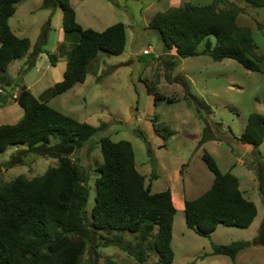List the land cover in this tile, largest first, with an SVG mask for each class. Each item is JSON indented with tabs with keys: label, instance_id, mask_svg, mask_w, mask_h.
Segmentation results:
<instances>
[{
	"label": "trees",
	"instance_id": "16d2710c",
	"mask_svg": "<svg viewBox=\"0 0 264 264\" xmlns=\"http://www.w3.org/2000/svg\"><path fill=\"white\" fill-rule=\"evenodd\" d=\"M21 0H0V73L9 64L23 58L30 50L27 38H17L8 21L15 14ZM251 8H264V0H241ZM197 6L185 3L157 12L148 28L157 33L165 51H175L176 61L168 62L173 68L177 60L207 56L214 62L233 60L245 70L261 72L260 59L255 58L250 28L239 26L237 16L242 10L228 6L218 10L216 5ZM58 6L62 12V30L66 36L74 35V43L66 55L63 78L50 91L56 96L86 79L90 64L103 53L121 55L126 46V27L114 24L102 32L82 28L77 22L69 0H43L42 8ZM49 23H45L38 43L28 56L25 67L34 66L45 42ZM201 45V49L198 47ZM47 54V53H46ZM55 66L57 58L47 54ZM164 100L153 94V101ZM23 110L22 118L15 124L0 126V154L8 148L22 146L18 156L9 164L21 163L19 155L38 150V156L49 155L57 160L43 175L27 179L18 176L9 183L0 184V264H82L89 256L90 264L99 258V249L114 246L127 252L137 264H145V245L159 256L158 264H172V224L176 214L169 190L152 194L145 177L135 168L134 152L130 142H114L101 137L99 144L103 164L95 172L94 206L90 218L85 206L89 196L88 169L79 164L76 154L91 145L93 136L106 129L107 123L97 127L79 123L37 100L26 88H21L16 98ZM171 103L172 101L167 100ZM198 106L197 100L194 101ZM2 101H0V106ZM156 117L152 128L165 140L170 135L166 127H159ZM140 138L146 142L142 132ZM55 144L48 147L51 141ZM219 139L204 128L200 144ZM229 140V139H228ZM241 146L258 147L264 143V116L251 114L246 119L243 134L233 139ZM202 160L213 175L211 187L195 199L184 201V220L187 229L196 235L210 238L218 226L247 229L253 223L257 209L239 190L237 178L231 173H221L212 156L203 151ZM260 164V163H259ZM262 164V161H261ZM260 164V165H261ZM149 181L155 178L154 160ZM257 190L263 202V216L255 245L264 247V172L255 171ZM155 228L157 232L154 233ZM116 233L105 235L102 232ZM136 234L133 246L125 244L119 234ZM251 245L235 241L228 245L211 244V254L230 258ZM94 260V261H93ZM87 263V262H86Z\"/></svg>",
	"mask_w": 264,
	"mask_h": 264
},
{
	"label": "rangeland",
	"instance_id": "374dc122",
	"mask_svg": "<svg viewBox=\"0 0 264 264\" xmlns=\"http://www.w3.org/2000/svg\"><path fill=\"white\" fill-rule=\"evenodd\" d=\"M222 1L225 3L216 5L218 10L228 6L242 10L237 24L250 28L257 47L255 58L260 59L259 65L261 69L264 68V8H251L241 0ZM42 2L43 0H21L17 17L23 23V28L28 32L26 35L34 46L38 43V38L45 27L44 22L47 20L49 33L41 49L50 54L58 34L61 33L62 12L58 6L42 8ZM70 2L76 13V21L82 28L102 32L114 24L122 23L126 27L127 38L125 50L121 55L109 56L101 53L89 66L88 77L90 80L97 79L100 98L92 101L91 91L94 84L92 85L90 81L84 95L72 97L70 94L56 98L52 102L65 113L76 114L83 120L86 119L84 115L94 119L80 122L93 126H98L101 122L107 123L106 129L91 139L92 146L87 145L76 156L74 155L80 165L86 169L90 167L87 181L89 196L85 207L88 216L94 204L92 184L97 177L95 171H92V164L96 163L90 160L91 149L97 146L101 137H109L114 142L128 141L133 147L136 161L142 162L141 160L151 152L148 142L152 143L151 120L155 116L157 125L166 127L170 132L166 137V140H169L165 143V149L160 148L162 161L167 164L168 170L171 171L181 164L190 166L196 175L203 169L212 178L202 160L203 151L210 155L212 152L221 173L224 174L231 168L239 175L242 188L247 190L246 197L250 198L258 209V217L252 228L219 226L215 236L209 239L199 237L194 231L187 229L184 212L178 210L174 217V237L171 242V248L176 256L175 264H211L213 260L209 253L212 252L213 242L228 245L235 241L250 242L251 245L246 250H241L233 262L225 257L219 258L221 259L217 261L219 264H264V247L253 244L259 238L258 230L263 215V202L256 188L255 171L264 172V143L258 147H251L241 146L232 140L243 134L249 115L264 116V75L261 72L247 71L233 60L214 62L207 56L179 59L177 65L171 68L168 62L176 61L171 58L175 51H165L157 33L148 28L151 18L157 12L180 7L185 3L207 6L213 4L214 0H70ZM41 25L43 27L39 29ZM36 27L38 35L35 38ZM66 37L69 38L67 41L71 46L75 36ZM69 46L67 44L64 50H60V47L58 49L66 52L71 49ZM198 49H201V45ZM43 54L42 60L36 61L35 66L25 70V74L28 75L27 82L39 77L41 80L43 78L46 84L52 82L51 73L55 70L51 68L47 54ZM63 61L65 62L64 58ZM64 62L60 64L62 67ZM2 84L0 83V90L3 88ZM46 84L42 80L38 86L44 87ZM21 88L24 87H19V91ZM152 92L159 94L164 100L154 102ZM67 98L72 104L64 103ZM167 100L172 102L168 103ZM195 100L203 106L195 104ZM59 102L61 105H58ZM100 114L102 117L95 121V115ZM204 128L219 139L217 142L230 149L233 156L230 153L226 156L219 146L212 143L206 146L207 149H202L204 143L200 144V141ZM138 132H142L145 138L148 136L149 140L143 141ZM160 134L165 135L162 132ZM186 135L190 137H185ZM197 135L199 140L194 141L192 137ZM52 142L48 147L52 146ZM154 147L152 143L153 154L157 149ZM20 149L26 150V147H10L0 154V184L9 183L18 176L31 179L43 175L47 168L56 164V158L49 155L38 156V150H29L19 155L22 160L19 164H9L12 157L18 156L17 151ZM152 169L151 166V173ZM164 183L169 185L162 177L154 188L164 187ZM252 185H255L253 190ZM200 192L204 191L186 184L185 195L189 200L195 199ZM126 240L130 241L131 238L126 236ZM100 256L91 264H137L127 252L116 247L101 250ZM88 261L90 258L85 254L82 264H90ZM146 264H156L155 256L149 255Z\"/></svg>",
	"mask_w": 264,
	"mask_h": 264
},
{
	"label": "crops",
	"instance_id": "0c3cea01",
	"mask_svg": "<svg viewBox=\"0 0 264 264\" xmlns=\"http://www.w3.org/2000/svg\"><path fill=\"white\" fill-rule=\"evenodd\" d=\"M20 2L16 5L15 14L9 19L8 24H9V28H10L11 32L17 38H27L30 41V50L27 53V55H25L23 58L11 62L9 64L8 68H7V71L5 73H0V83L1 84L3 83L2 84L3 88H1L3 93L0 94V101H2V105L0 106V126L1 125H6V124H15L16 122H18L22 118L23 110L18 106V104L16 102V97L18 96L19 87H21V86L26 88L37 100H39L40 102L46 103L50 108L58 111L59 113L65 115V116H68V117L74 119L75 121H77L79 123H85V122H80V121H90L88 119H93V118L91 116H89V115H84V118H86V119L83 120L82 117L77 116L76 114L72 115V114H68V113L63 112L62 110L59 109V107L53 105V103H52L56 98L69 96L70 94H71L72 97H77V96L84 95L87 92V86H88L87 84L90 81L92 82V85L94 84L93 88H92V91H91V99H92V101L101 97V92H100V90L98 88V85L96 84L98 82L97 79L94 78V79L90 80L89 77H88L89 74H87L86 79H85V81L83 83L74 85L72 88H70L69 90L65 91L64 93L56 95V96H52L50 94V91L53 88V86L56 83H58V82H60L62 80L64 71H65V68H66V54H67L68 51L61 52L60 50L61 49H63V50L66 49V45L67 44L69 46V43L67 41V40H69V38H67L66 35H64V33H63L62 23H61V28H60V30H61L60 32L61 33L58 34L57 39L55 41V45H54V47H53V49H52V51L50 53V54H53V55H55L57 57V62L55 64V66L54 67L51 66V68H53L55 70V71H53L51 73L52 82H48L46 84L45 80L42 78V80L44 81L46 86L41 87V86H38V84H40L41 81H42L41 77H39V79H33V80H30V81L27 82L28 75L25 74V72L22 75L19 76V72L25 67V65H26V63L28 61V56L30 55V53L32 52V50L35 47L34 46L35 44H33L31 42V39L28 37V35H26L28 32L26 31L25 28H23V23L17 17L18 7L21 4ZM69 2H70V0H69ZM70 4H71V2H70ZM73 9H74V7H73ZM240 16H241L240 14L237 16V19H236L237 23H238V20H239ZM61 17H62V14H61ZM75 17H76V13H75ZM76 20H77V18H76ZM46 22H47V20H46ZM46 22H44V23H46ZM42 25L39 27V29L41 27H43ZM57 26H58V23H57ZM48 33H49V30L46 32V37L48 36ZM37 35H38V27H36L34 37L36 38ZM59 47H60V50L58 49ZM69 47H71V46H69ZM142 54L148 55L149 53H142ZM43 55H44L43 53L39 54L37 56V58H36V61L42 60L41 56H43ZM63 58L65 59V62L63 61ZM225 60H229V59H225ZM62 62H64V67H62L60 65V64H62ZM35 64H36V62H35ZM35 64H34V66H35ZM153 94H152V96H153ZM67 99L64 100V103L72 104L70 102L71 100L70 99L67 100ZM82 100L84 101V98H82ZM159 101H161V100H159ZM58 105H61V102H59ZM98 117L99 118L102 117V114L95 115V121L98 120ZM86 124H88V123H86ZM245 125H246V123H245ZM91 126H93V125H91ZM94 127H97V126L94 125ZM244 129H245V126H244ZM185 137L189 138L190 136L186 135ZM192 138L194 139V141L195 140H197V141L199 140L198 135L197 136H193ZM150 139H151L153 145L155 146L154 148H157L156 152H154V154H153V150L154 149L152 148V143L148 142L149 149L151 151L150 154H147L146 158L144 160H141L142 162H137L136 161V157H135V152L133 150L135 168L142 176L145 177V179H146L145 183H146V185L149 184V189H150V192L152 194L163 192V191H166V190L170 191L172 204H173L174 208L176 209V213H177L178 210H184V201L185 200H189V198L185 195L186 184H188V185L191 184V186L194 189H196V190H200L201 189V191L206 192L209 189V187H211V185H212L213 175H212V178H211L209 175H207V173L203 169H202L201 172H199V174L196 175L190 169V166H188V167H186L184 165L181 166V164L176 166L175 168H173L171 171L168 170L167 164H165L162 161L161 154H160V152H161L160 148L163 147L165 149V147H166L165 143L169 139H167V140L165 139L164 140L163 138H161L160 135L156 134L154 132V130H153L152 133L150 132ZM146 140L147 141L149 140L148 136L146 137ZM170 140H171V138H170ZM209 143L210 144L212 143L213 145L219 146V148L223 151V153H226V156L228 155V153H230V155L233 156V154L230 151V149H227V147H224L222 145V143H219L217 141H208V142L204 143L202 145V149L206 148V146ZM54 144H55V141L52 142V145H54ZM96 145L97 146L94 149H91V158H90V160L92 161V163H93V161H94V163H96V165L92 164V171H95L98 167H100L103 164V156H102V152H101V146H100L99 143L96 144ZM132 149H133V147H132ZM211 156L215 160V162L217 163L216 158H215V156H214V154L212 152H211ZM152 160H154V163H155V167H154V169H155V178L153 180L149 181V177H150V174H151V162H152ZM181 161H183V160H181ZM56 164H57V160H56ZM56 164H55V166H56ZM183 167H185V168L183 169ZM227 172L231 173L232 175H234L237 178L240 192L243 194V196L247 200L253 202L250 198L246 197L247 190L245 188H242L241 180L239 178V175L235 174L234 170L231 169V168ZM227 172H224V173H227ZM95 173L97 174V177H98V173L97 172H95ZM162 177L165 178V182H168L169 185L164 183V187L154 188V185L156 186L158 184V182L161 181ZM96 178H94L92 187H94V183H95V179ZM254 186L255 185H252V190L254 189ZM256 188H257V184H256ZM202 189H205V190H202ZM178 190H180V191L178 192ZM204 192H200L201 194H197V196H195V198L199 197ZM94 197H95V187H94ZM260 198H261V196H260ZM93 206H94V204H93ZM91 211H92V209L90 210V215H91ZM90 215L88 216V213H87V216L89 218H90ZM257 217H258V209H257V215H256L253 223L251 224V226H249V228H252V226L254 225L255 220H256ZM218 227L216 228V230L214 232H212L210 237H212V236L214 237L215 236V234L217 233ZM249 228H247V229H249ZM156 232H157V229L155 228L154 233H156ZM102 233L105 234V235L116 234V233H108L106 231H104ZM119 234H121L124 237L125 244L130 245V246H133L135 244V242H136V234H132V233H129V232H123V233H119ZM173 235H174V220H173V224H172V240H171V242L173 241V237H174ZM126 236L130 237L131 240L127 241L126 240ZM261 240L264 241L263 238ZM213 243L216 244V245H220L217 242H213ZM148 246L149 245L147 243L145 245V253H146V257H147L145 264L147 263L149 255H154L156 264H158L159 263L158 254L154 250L148 249ZM108 248H115V247L114 246H110V247H107V248H100L99 251H98L99 252V258L101 257L100 256V251L104 250V249H108ZM244 250H246V249H244ZM209 255H210L211 260H213L211 262V264H219L217 262V261L221 260L219 258H225L226 257V256H221V255H212L210 253H209ZM204 256L206 257V255H204ZM201 258H202V261H203V257H201ZM175 260H176V256L174 254V259H173L172 264H175Z\"/></svg>",
	"mask_w": 264,
	"mask_h": 264
},
{
	"label": "built area",
	"instance_id": "2783aa9c",
	"mask_svg": "<svg viewBox=\"0 0 264 264\" xmlns=\"http://www.w3.org/2000/svg\"><path fill=\"white\" fill-rule=\"evenodd\" d=\"M3 92H2V90H0V94H2Z\"/></svg>",
	"mask_w": 264,
	"mask_h": 264
}]
</instances>
